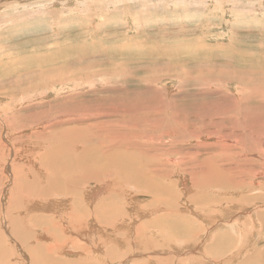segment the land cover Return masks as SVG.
Listing matches in <instances>:
<instances>
[{
    "label": "rangeland",
    "instance_id": "1",
    "mask_svg": "<svg viewBox=\"0 0 264 264\" xmlns=\"http://www.w3.org/2000/svg\"><path fill=\"white\" fill-rule=\"evenodd\" d=\"M124 1L50 0L53 3L49 5V8H45L47 12L45 14L39 12L42 9L41 2L38 0L27 4L29 7L24 4H12L9 1L0 2L2 8H0V210L8 206L7 200L15 198V195L24 189L23 187H17L18 191L16 189V180H19V175L30 181L26 177L28 169H22V167L26 164H30L35 170L39 167V162L36 163L34 160L38 161L35 156L42 152L44 137L39 136L41 139L38 142L36 140L33 142V135L30 133L32 131L29 130V125L33 121L28 117L31 115L35 119V116H40L41 112L43 114L51 113V116L57 114L58 109H69L74 106L77 111L95 110L100 107L105 110H118L121 112L119 115L126 111L125 121L134 126L139 122L135 118L140 116V112L142 111L141 117L144 118L145 111L148 110L154 115L152 123L144 125L140 120L141 131L133 128L136 133H139L135 134L141 137L142 143L145 142L146 136V140L151 139L155 142L158 135L161 137L164 131L166 132L170 128L169 126L174 124L171 129L177 136L175 139L179 144L174 145L175 148L171 149L180 152V148L184 147V151L190 153V159L203 158L206 155H211V159H214L216 156L222 164L229 163L235 170L239 165H247L250 159L262 162L259 156L248 157L244 153L246 151L243 149L246 147L241 145V141L236 135L246 126L243 125L244 123L254 124L258 118L261 119L260 127H264V103H262L264 102V93L259 88L264 84V0ZM49 15H52V18H48ZM59 28H61V33H58ZM252 70L257 72H251ZM257 95L259 96L257 97ZM244 99L246 100L244 101ZM79 105L83 107L81 108ZM247 109H250L251 112ZM253 109L256 110L255 114L252 112ZM161 111L164 113L159 114ZM65 112L67 111L54 118L59 116L70 118L69 115L64 114ZM129 117L132 118H130L131 122L128 120ZM134 120L136 122H133ZM174 121H177L178 124ZM151 124H154V128H151ZM64 126H55L54 129ZM166 126L168 127L164 130L163 127ZM158 127H162V129ZM191 131L193 136L202 137H199L200 140L197 138L199 142L191 134L186 135ZM140 133H144V136ZM153 133L157 136H154ZM219 134L228 135V141H225L224 144L228 145L226 151L215 145L217 140L219 142ZM202 144L209 145V148H204ZM254 146L262 145L258 142V144L254 143ZM32 148L33 150H31ZM152 153L150 152L151 155ZM151 155L147 158H151ZM181 157H183L182 153L179 157L169 156L173 165L172 172H175L171 181L176 182L177 185L174 188L170 187L171 185L168 186L167 178L158 182L159 185L165 186L169 192L167 196H159L156 199L154 198L157 196L156 193L136 194L132 185L120 184L118 187L129 195L132 193V197L138 196L135 200L128 195L124 201H120V198L116 196V194L120 195L116 186L111 190V195L116 196L115 203L120 209L125 208H121L122 205L130 204L125 208L127 217L122 218V222L125 221L124 224H121L122 230H119L118 236L113 237V243L106 241V246L101 248L102 251L96 250V253L95 250L91 251L92 249H90V237H85L87 240L85 238L83 240L82 236L78 237L68 231L61 235L64 236L63 241L66 242L63 246V241L60 240L64 248L59 249L58 253V250L55 251L57 254L55 252L46 254V264H54L53 262H57V264H119L122 259L120 264H153L152 260L157 264H169L171 262L168 261L171 259L174 261L172 264H177L179 259L181 260L178 264H190V260H192V264H198L199 261H201L199 264H213L214 262L215 264H250L253 258L256 263L261 264L260 258L255 253L249 252L254 247L256 250L259 247L264 249V232L259 230L258 234L260 223L250 218L255 209L253 202L250 204L246 201L250 205L244 208L245 206L240 203L246 199V196L240 194L236 187L235 191L232 187H230L232 191H229L228 187L224 190V185H216L218 189H215L209 182L200 194L191 186L195 181L191 177L192 174L190 175L192 166L190 164L178 165L181 160L185 161V158ZM246 158L248 161H244ZM142 159L143 165H147L149 160H146L145 156ZM33 161L34 163H32ZM247 167L250 166L247 165ZM243 168L241 166V169ZM181 170L190 176H183ZM244 170L243 174L246 175L242 179H245L246 182L250 183L251 179L255 183L263 181L262 178H256L251 174L247 175L245 168ZM237 176L236 173L233 175L234 180ZM192 179L194 181H191ZM259 179L262 180L258 181ZM20 180L26 183L24 180ZM152 184L156 185V180L152 181ZM100 185L105 186L98 184L99 187ZM93 186L94 184L91 182H86L82 187V197L85 198ZM96 189L95 186L93 191ZM171 193L173 194L171 195ZM262 193L264 194V191ZM246 195L251 196L252 193L247 192ZM46 201H56L59 207L64 209L61 208L60 214L57 212V215L56 212L54 214L43 209L32 210L28 207L33 203L31 199L22 197L20 202L23 216L28 215L32 224V227L28 224L22 225L25 230L29 229L26 236L32 241H35L34 239L37 237L41 244L45 243L44 245L48 246L52 242V237L46 232L48 223L45 224V221H49L50 217H53L56 222L61 221V215L70 213L67 204L72 201L68 196H51ZM231 201L234 206L231 205ZM221 202L223 203L221 204ZM82 204L87 206L85 200ZM104 205H107V202ZM258 207L259 213H262L264 207L257 204ZM26 208L27 210L31 209L30 212H26ZM154 208L159 210L154 212L152 211ZM243 208L246 210L244 211ZM137 211L140 212L138 216L136 215ZM191 211L201 214L203 221L201 218H196ZM3 212H0V215H3ZM130 214L133 217V219L130 218V222L135 223L131 238L128 236L131 227L128 224ZM34 216L39 217L37 227L33 222ZM234 217H236L235 221ZM119 218L120 216L115 221ZM148 218L151 221H157L156 226L161 229L157 227L156 230L154 227H149L147 225L150 223ZM246 219H248V223ZM250 219L252 225L249 224ZM169 220L172 221L176 234L169 226H165ZM89 221L90 218L87 220V226ZM215 223L219 225L216 230L210 226ZM140 224L142 226L139 229L140 235L134 242L136 226ZM241 224L242 226L248 225L246 229L250 228L251 230H246L245 226L243 229L246 232L241 230ZM4 225L2 224L3 230L6 227ZM87 228L84 231L87 232ZM206 229H208V234H204ZM186 230L190 231V241L184 238L187 237L184 234ZM84 231L83 234L88 236V233ZM216 233L215 238H221L218 237V234H226L231 239L227 238L225 241L226 238L224 240L222 238V245L217 243L212 245L215 253L213 251L206 253L208 258L215 259L214 262H211V259H208L211 260L210 262H206L201 257H197L198 250L193 251L194 253H183L188 250V247L194 245L197 238L200 240L204 235V240L207 242L201 248L202 251L198 252L205 255L210 244L209 239ZM5 234L6 239H9V241L7 240L8 244L13 245L16 249L17 264H30L29 258L25 257L20 250L21 242L16 241L15 237H9L6 230ZM256 234L262 236L261 241L260 243L256 242V245L254 243L249 248L251 241L259 239ZM71 239L75 241L72 240L68 243ZM32 241H29L28 244L33 247L37 246L36 241L31 244ZM100 242L103 244L104 240H100ZM150 242L151 244H149ZM149 245H151V251ZM110 246H113L116 251L110 250L111 256H114H112L113 262L109 263L105 260L107 259L105 251ZM238 246H243V248L241 247L243 250ZM22 247L24 248V246ZM177 251L180 253L176 254ZM146 255H148L147 258ZM186 255H190L189 258ZM98 258L100 259L98 260ZM146 259L149 260L146 261ZM184 260L186 261L184 262Z\"/></svg>",
    "mask_w": 264,
    "mask_h": 264
},
{
    "label": "bare ground",
    "instance_id": "2",
    "mask_svg": "<svg viewBox=\"0 0 264 264\" xmlns=\"http://www.w3.org/2000/svg\"><path fill=\"white\" fill-rule=\"evenodd\" d=\"M1 1H3V2L9 1L12 4L27 5V4H29L33 1H37V0H0V2ZM39 1L41 2L40 6L42 9L39 12H41V14H42V12H44L43 14H45V12H46L45 8H49V5L52 4L53 2L51 3L50 0H38V2ZM183 3H185V2H183ZM42 5L44 8L42 7ZM27 7H29V6L27 5ZM90 7H91V5H90ZM123 10H122V13H123ZM26 11H28V10H26ZM140 12H141V10H140ZM14 16H15V14H14ZM51 16L52 15H49L48 18H52ZM75 20H72V21L77 23ZM2 25L4 26V24H2ZM58 33H61V28L58 29ZM16 38H18V37H16ZM65 54H66V52H65ZM245 63H246V61H245ZM261 63H263V62H261ZM259 66H260V64H259ZM239 69H241V68H239ZM253 71H255V70H252L251 72H253ZM255 72H257V71H255ZM248 81H250V80H248ZM263 86H264V84L261 85V87H259L262 93H264L263 92L264 91ZM258 96L259 95H257V97ZM255 97H256V95H255ZM249 99H250V97H249ZM245 100L246 99H244V101ZM251 100H252V98H251ZM63 102H66V101H63ZM260 102H262V101H260ZM262 103H264V102H262ZM71 106H72V104H71ZM58 107H60V106L58 105ZM79 107H81V106L79 105ZM64 109L63 110L58 109L57 114H53L51 116H50L51 113L46 114L45 112H47V111H45L44 112L45 114H43V112H41V113L43 116L46 115V117H43L41 115V113H40V116H37V117L35 116V119H34V116L32 117L31 115L28 117L29 119H31L33 121L29 125V130L32 131L30 133L33 135V142H34V140H36L38 142L39 139H41V137H39V136H42V137H44V141H43L44 143L42 146V152L39 153L37 156H35V158H37L38 161L34 160L36 163L39 162V167H37L38 169L35 170L33 168V166L31 167L30 164H26V166L24 165V167H22V169H26V168L28 169L27 176H26V174H24V175L27 178H29L30 181H27L26 178H21L20 175H19V177H20L19 180H16L14 177V179L16 180V189H17V187L18 188L23 187L24 189L22 190V192L18 193V195H15L16 196L15 198L7 200L9 203L8 206H7V202H6L7 207H5V209H3V210H0V212L4 211L3 215H0V221H1L0 222V264H17L16 257H15L16 249L13 245H12L13 246L12 247L10 244H8L9 239H6L5 230H6V233L8 234L9 237H11V238L15 237L16 241L19 240L21 242L22 246H24V248L21 246L20 250L23 252L22 254H24L25 257L29 258L28 260H30V264H46V261H47L46 254H49L51 252H55L57 250H58L57 251V253H58L62 248H64L63 246H64V243H66V242L63 241L64 236L62 237L61 235L65 234L68 231H69V233L71 232L78 237L82 236L83 240L86 239L85 237H90L91 238V242H90L91 248L90 249H92L91 251L101 250L102 246H106V241H110L113 243V237L118 236L117 233L119 232V230H122L121 224L125 223V221L122 222V218L127 217L125 214V208L128 205H130L129 203L127 206L122 205L121 208L122 207H125V208L120 209L119 206H117V204L115 203V201H117L115 199L116 196L118 198H120L119 199L120 201H124L126 199V196L129 195L127 192H125L124 190H122V188H119L118 186H120V184L132 185L131 187L134 188V192L136 194H141V195L142 194L150 195L152 193H156L157 196L154 197L156 199L159 196H165V195L167 196L169 194V192L167 191L165 186L159 185L158 182H160L162 179L167 178V180L169 182L168 186L171 185L170 187L173 186V188H174V186L177 185L176 182L171 181V177L174 176L175 172H172L171 167H173V165H172V161L169 160V156H178L179 157V155L181 153L183 154V157H181V158H185V161L183 162L181 160L178 163V165L183 166L184 164H190L192 166V167H190L192 170L190 172V175L192 174L191 177H193V179L195 180V181L193 179L191 180V181H194V184L191 183L192 184L191 186H193L192 187L193 189L198 190V192L201 194V191L205 190V186L208 184V182L211 185H213L215 187V189L216 188L218 189V187L216 185H219V186L224 185L223 186L224 190L226 189V187H228L229 189H230V187H232L233 190L237 188L240 191V194L246 196V199L243 201L241 200L242 203H240L241 205L245 206L244 208H246V206H249L250 204H252V202L255 205V209L252 212V215L250 218H252L253 220L255 219L256 222L258 221L260 223V227L258 229V234H259V230H262L264 232V210L262 213H259L260 212V211H258L259 207L257 208V204L261 205L262 208L264 207V194L262 193L264 191V127H260L261 126L260 125L261 119L258 118V120H256V122H254V124L250 123V125L244 123L243 125H246V126L239 132L238 135H236V137L240 139L239 141H241V145L246 147V149H243V147H242V149L246 151V152H244V151L243 152L248 157H250V156H257L258 157L259 156L262 159V162L260 163L259 162L260 160L259 161L258 160L252 161L250 159L249 162L247 163V165H249L250 167H247V165H239L238 167H236V170H237L236 171L233 167H231L229 165V163L222 164L220 162V159H218L216 156H214V159H211V157H210L211 155H206L203 158L194 157V158L190 159V157H189L190 153H188L187 151H184L185 149H184V147H182V146H184V144H182V146H181L182 148L179 147L180 152L178 150L172 151L171 148L174 147V145L179 144V142H177L175 139V137L177 138V136L175 134H173L172 129H171V126H173L174 124L169 126L170 128L167 129L166 132L164 131V133L162 134L161 137H160V135L157 136L153 133L154 136L158 137V139H156L155 142L152 141L151 139L146 140V138H147V136H146L144 139L145 142L142 143L141 137L136 136V134L138 132L136 133L133 130V128L137 129L139 132L141 131L140 120H141L142 124H144V125H146L148 123H152L151 120L154 117V115H152L150 113V111H148V110L145 111V117L144 118L141 117L142 111L140 112V116L137 114L140 117V119L138 116H137L138 118L134 117L136 120H139V122L133 126L131 123L128 124L129 122L125 121V118H127V115L125 113L126 111L122 112L124 114L119 115L121 112H119L118 110H113V109L109 110L108 109L109 110L108 111V110L102 109L100 107L97 109L94 108L95 110H91V109L87 110L86 109L84 111L83 110L77 111L75 109V106H74V108H69V109H65V110ZM256 109H257V107H256ZM244 110H246V109H244ZM247 110H250V109H247ZM58 111H59V113H58ZM64 111H67L64 114L69 115L71 119L66 118V117L63 118L61 116L54 118L59 114L62 115V112H64ZM258 111H259V109H258ZM52 112H54V111H52ZM250 112H251V110H250ZM252 112L254 113V112H256V110L253 109ZM160 113L162 114L164 112L161 111V112H159V114ZM38 114H39V112H38ZM132 115H134V114H132ZM259 116H261L260 113H259ZM16 117H17V115H16ZM130 118L131 117H129L128 120L131 122ZM165 121H168V120H165ZM133 122H136V121L134 120ZM153 123H155V122H153ZM174 123L178 124L177 121H174ZM72 124H74V125H72ZM187 124H189V123H187ZM64 125H68V126H64ZM153 125L151 126V128H154ZM156 125H159V124H156ZM24 126H26V125H24ZM55 126H58V127L64 126V127L54 129ZM188 126H190V125H188ZM167 127L168 126L163 127L164 130ZM158 128H160V127H158ZM160 129H162V127ZM182 129H184V128L182 127ZM152 131L154 132V130H152ZM192 131L186 133V135L191 134L193 138H195V139L198 138L199 140H200V138H202L200 136H199L200 138L197 136L196 137L193 136ZM183 132H186V131H183ZM194 132H195V130H194ZM140 134H142V133H140ZM156 134H158V133H156ZM201 134H202V132H201ZM142 135L144 136V133ZM145 135H147V134H145ZM148 135H150V134H148ZM227 137H228V135L219 134V137H218L219 142H221L223 145L221 143H219L218 140L215 142V145L219 146V148L222 149L223 151L228 150V148H227L228 145H224L225 141H228ZM199 140L197 142H199ZM235 142H236V140H235ZM258 142L262 146H260V147L254 146V143L258 144ZM38 144H40V143H38ZM180 144H181V142H180ZM202 146L204 148L205 147L209 148V145H207V144H202ZM31 147H33V146H31ZM39 147H41V146H39ZM176 148H178V147H176ZM31 150H33V148ZM150 152H153L154 154L152 153V155H151ZM28 154H30V153L28 152ZM212 154L214 155V153H212ZM149 155H151L152 157L147 158ZM144 156H145L146 160H149V161H147L148 162L147 165H143L144 161H141V159L144 158ZM196 156H198V155H196ZM161 157H164V158H161ZM34 161L32 163H34ZM241 161H242V159H241ZM244 161H248L247 158ZM161 162L162 163L164 162V163L160 164ZM234 162H235V159H234ZM36 163L34 164V166L36 165ZM241 166H243L246 169L247 175L251 174V175L255 176L256 178H262L263 181H261L262 179L261 180L259 179L258 181H261V182L255 183L251 179L250 183L246 182L245 179H242L246 174H243V172L245 173V170H244V168L241 169ZM181 171H182L183 176H187V175H188V177L190 176L187 172H184V170H181ZM235 173H236V176L237 175L238 176L234 180L233 175ZM20 179L24 180L26 183L21 182ZM154 180H156V182H157L156 185L152 184V181H154ZM86 182H91L92 184H94V186L91 187L92 189L87 193L86 197L84 198V197H82L83 196L82 195V187L85 185ZM180 183H182V182H180ZM98 184H102L105 186L107 184L108 185H107V187L101 186V185L99 187ZM95 186L97 187V189L93 191V188L95 189ZM115 186L118 189V191H120V195L116 194V196H112L111 190L115 189ZM220 189H221V187H220ZM232 189H230L229 191H232ZM17 191H18V189H17ZM220 191H222V190H220ZM239 191H238V193H239ZM253 191L259 192V193L256 194ZM134 192H133V194H134ZM222 192L224 193V191H222ZM247 192H250V194L252 193V195L247 196L246 195ZM131 194L129 196H131ZM172 194L173 193H171V195ZM236 195H237V191H236ZM51 196H55V197L68 196L72 201V202H69L67 204V207L70 209V213L68 212V213H64L63 215H61L62 218H61V221H59V222L54 221L53 217H50L49 221H45L42 219L43 221H45V224L48 223L46 232L52 237L51 238L52 242L49 243L50 245L47 246V245H44L45 243L41 244V242L36 237V239H34V240L36 241L37 246L34 245V247L36 246V248H34L33 246L28 244L29 241H32V240H29V238L26 236V235H28L27 232L29 231V229L27 231L22 226V225L28 224V226L32 227V224L30 222V217H28V215L23 216V214L21 212L22 204L20 201L22 200V197L31 199L33 203L30 204L28 207L31 208L32 210L35 211V210H42L43 209L44 211L52 212L54 214L56 212V214L58 215L60 209L63 207H59V205L57 204L56 201L55 202H47L46 199L48 197H51ZM136 197H138V196H136ZM136 197L131 196V198H134L135 200H136ZM83 200H85L87 206H84L82 204ZM220 200H219V202H220ZM39 201H41V203H39ZM246 201H248V203H250V204H248ZM105 202H107V205H104ZM223 202H221V204ZM232 204L233 203L231 201V205ZM225 205H227V204H225ZM233 206H234V204H233ZM155 208L152 211L156 212L159 210L158 208H157L158 210H155ZM244 208H243V210H244ZM30 210H27V208H26V212H28V211L30 212ZM132 210H134V209H132ZM188 210H189V208H188ZM150 211H151V209H150ZM26 212H25V214H26ZM191 213L194 214L196 218H201V221H203L201 214L195 213L194 211H191ZM139 214H140V212L137 211L136 215L138 216ZM119 216H120V218L115 221V219ZM34 217H35V219H33V222H34L35 226L37 227L39 217H37V216H34ZM131 217L132 216L130 214L128 224L131 225V227L129 228V232H128L129 234L127 233L130 238L133 237V231H134V226H135V223L130 222ZM231 217H232V215H231ZM88 218H90V221H89V224L87 226ZM234 218H235L234 219V221H235L236 217H234ZM45 219L47 220V218H45ZM132 219H133V217H132ZM149 221H150V223H148L147 225L149 227H154V229L157 230V227H158V226H156L157 221L154 222V221H151V219H149ZM246 221L248 223V219H246ZM229 222H230V220H229ZM217 223L211 224L210 226H212V228L214 230H216L219 226V225H217ZM250 223L252 225L251 219L249 221V224ZM2 224H5L4 225V227L6 226L4 228L5 230L2 229L3 228ZM160 225H163V224H160ZM165 226H169L172 229V232H174L176 234V229H175L171 220H169ZM210 226H209V228H210ZM239 226H240V224H239ZM244 226L246 229V226H248V225H244ZM244 226H242V224H241V230H244L243 229ZM254 226H255V224H254ZM257 226H259V225H257ZM141 227H142L141 224L136 226V235L134 236L135 237L134 242L136 239H138V237L140 235L139 229H141ZM86 228H87V232L84 231ZM158 228H160V227H158ZM41 229H40V231H41ZM249 229H246V230H249ZM207 230L208 229H206V232L204 234H208ZM83 231L85 233H88L87 234L88 236H86V234H83ZM36 232H33V233L35 234ZM250 232H252V231H250ZM47 233H46V235H47ZM96 234H98V235H96ZM184 234H186V236H187V237H184L185 240L187 239L188 241H190L189 240L190 231L186 230V232ZM93 235H96V236L93 237ZM216 235H217V233L214 235V237H210V239H209L210 244L208 245V248L205 251V255H203V253H201V252H198L199 250H201L203 245L207 242L204 240V237H205L204 235L201 236L200 240H198V238H197V240H195L196 242L194 243V245H191L192 248H191V246L188 247V250L183 252V253H188V252L191 253L195 250H198L197 251V257H201L203 259V261H206V262L207 261L210 262L211 260H212L211 262H214L215 259L213 260L211 258H208L206 256V253L212 252V251L214 252L213 246L216 243L222 245V238H223V240H224V238H226L225 241H227V238H230V236L228 237L226 234H224V235L218 234V237H221V238H215ZM98 236H99V238H98ZM195 236H197V235H195ZM251 236H252V234H251ZM257 236H259V239L253 238L254 242L253 241L250 242L251 245H249V248L254 243L256 245V242H258V241H259L258 243H260V241H261L260 239L262 236H260V235H257ZM60 240L63 241V246H62ZM72 240L75 241L74 239H71L68 241V243ZM100 240L101 241L104 240V243H103L104 245L101 244ZM13 241H15V240H13ZM35 241H32L31 244H33ZM148 241H149V239H148ZM132 242H133V240H132ZM224 243H226V242H224ZM149 244H151V242ZM144 245L146 246L145 242H144ZM150 246L151 245H149V249L151 251ZM241 247L243 248V246H241ZM241 247L238 246L239 249ZM168 248H166V249H168ZM203 249H205V248H203ZM110 250L111 251L114 250L113 246L112 247L110 246V248L106 251L104 250L105 253L107 254V256H106L107 259H105V260H107V262H109V263L113 262L112 256H114V255L111 256L113 251L111 252ZM152 250H154V249H152ZM169 250H170V248H169ZM238 250H236V251H238ZM250 250H249V252H252V254L255 253V255L260 258L261 264H264V249L259 247L256 250V247H254L253 249H250ZM97 251H96V253H97ZM115 251L116 250H114V252ZM66 252H67V250H66ZM152 253H153V251H152ZM154 253H155V251H154ZM178 253H180V252L177 251L176 254H178ZM242 253H244V252H242ZM34 254L36 255L35 258H34ZM172 254L174 256H176V254H174V253H172ZM58 255H60V254H58ZM87 255H88V253H87ZM117 255H119V254H117ZM213 255H215V254H213ZM213 255H212V257H213ZM51 256L53 257L54 255H51ZM94 256H95V254H94ZM147 256L148 255H146V258H147ZM189 256L190 255H186V257H188V258H189ZM240 256H239V258H240ZM55 258H56V255H55ZM169 258L171 259V257H169ZM193 258H195V257H193ZM99 259L100 258H98V260ZM208 259H211V260H208ZM49 260H53V259H49ZM61 260H62V258H61ZM122 260L120 261L121 263H122ZM147 260H149V259H146V261ZM171 260H169V261L166 260V261L171 262L169 264H172L174 261H171ZM180 260L181 259H179L177 261V264ZM257 260H258V258H257ZM185 261L186 260H184V262ZM191 261L192 260L189 261L190 264L193 263V262L191 263ZM58 262H59V260H58ZM120 262H119V264H120ZM151 262L153 264H157L154 260H152ZM200 262L201 261H199L198 264ZM252 262H254L253 264L256 263L254 258L252 259ZM53 263L57 264V262H53ZM64 264H66V263H64ZM213 264H215V262ZM256 264H259V263H256Z\"/></svg>",
    "mask_w": 264,
    "mask_h": 264
}]
</instances>
